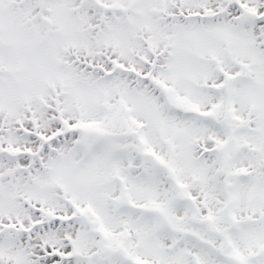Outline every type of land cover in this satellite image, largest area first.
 <instances>
[{
  "label": "snow or ice",
  "instance_id": "1",
  "mask_svg": "<svg viewBox=\"0 0 264 264\" xmlns=\"http://www.w3.org/2000/svg\"><path fill=\"white\" fill-rule=\"evenodd\" d=\"M0 264H264V0H0Z\"/></svg>",
  "mask_w": 264,
  "mask_h": 264
}]
</instances>
